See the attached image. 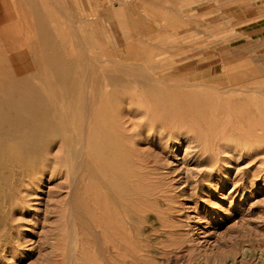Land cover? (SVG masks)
Wrapping results in <instances>:
<instances>
[{"label":"rangeland","instance_id":"374dc122","mask_svg":"<svg viewBox=\"0 0 264 264\" xmlns=\"http://www.w3.org/2000/svg\"><path fill=\"white\" fill-rule=\"evenodd\" d=\"M100 1L73 25L18 3L0 31V264H95L100 219L129 211L139 264H264V34L215 15L154 30Z\"/></svg>","mask_w":264,"mask_h":264},{"label":"crops","instance_id":"0c3cea01","mask_svg":"<svg viewBox=\"0 0 264 264\" xmlns=\"http://www.w3.org/2000/svg\"><path fill=\"white\" fill-rule=\"evenodd\" d=\"M114 1V0H103ZM120 0H117L114 4V8L118 7ZM127 2L124 5V10H115L116 15H126L123 11H134L136 15H140L145 22H147L154 30H158L159 27L167 21L171 25L176 24L178 32L181 25L188 24L187 20H183L187 17L193 18L195 22H201L205 26H211L209 20L211 16L223 17V21H229L231 26L239 27L245 33L254 35L264 34V0H124ZM29 2V3H28ZM100 0H0V31L5 33L11 32L18 25L17 17L19 11L18 3L22 10L28 12H34L36 17L43 16L45 19L48 16L58 22H63L61 14L69 16L72 25L77 23V18L85 13H90L93 16H99ZM30 7V8H29ZM181 10L183 12H181ZM186 11V12H184ZM213 11L217 13L213 14ZM61 12V13H60ZM151 17L154 19L151 20ZM47 20V19H46ZM178 20V21H177ZM67 21L65 20L66 23ZM47 23V21L45 22ZM54 23V22H52ZM51 23V24H52ZM161 23V25H160ZM50 27V25H48ZM163 31V29H161ZM14 31V30H13ZM2 35V33H1ZM5 43L16 44V40L2 35L1 38ZM9 47V46H8ZM210 62V59L204 60L202 63ZM198 72L204 73V76H211V65L203 66L198 69ZM207 74V75H206ZM223 78L221 75L220 79Z\"/></svg>","mask_w":264,"mask_h":264},{"label":"bare ground","instance_id":"6f19581e","mask_svg":"<svg viewBox=\"0 0 264 264\" xmlns=\"http://www.w3.org/2000/svg\"><path fill=\"white\" fill-rule=\"evenodd\" d=\"M29 3V2H28ZM30 8V7H29ZM18 17L19 18H24L25 17V14L18 11ZM31 15V14H29ZM32 16H34L32 14ZM123 16V15H122ZM17 17V18H18ZM127 17V16H126ZM124 18V17H123ZM135 19V18H134ZM132 19V20H134ZM127 23V22H125ZM130 23V22H129ZM38 24V23H37ZM38 26V25H37ZM132 26V25H131ZM129 26V27H131ZM36 27V26H35ZM39 27V26H38ZM75 28V27H74ZM132 28V27H131ZM53 29H54V26H53ZM136 29V27H135ZM15 30V29H14ZM33 30V29H32ZM45 29L44 28H41V32L39 33V37L41 39L42 42L46 43L47 47L46 48H53L54 45H53V42L51 43V40L47 39V37L45 38L44 37V31ZM56 30V29H55ZM54 30V31H55ZM16 31V30H15ZM52 31V30H51ZM60 31V30H59ZM153 31V30H152ZM43 32V33H42ZM61 32V31H60ZM157 32V31H156ZM42 33V35H41ZM137 34V32H135ZM48 34V33H47ZM56 34V33H54ZM49 35V34H48ZM60 35V33H59ZM137 37V36H136ZM139 37V35H138ZM49 38V36H48ZM69 38V37H68ZM82 38V37H81ZM142 38V37H141ZM152 38V37H151ZM145 39V38H144ZM23 41V40H22ZM66 44V43H65ZM29 46V45H28ZM113 46V45H112ZM31 47V46H29ZM39 49V48H38ZM63 49V48H62ZM21 53V51H20ZM18 53V54H20ZM33 54L35 55V52H33ZM87 54V53H85ZM16 56V54H14ZM23 58V57H22ZM21 58V59H22ZM19 59V58H18ZM34 60L36 58H33ZM39 60V59H38ZM43 62V61H42ZM38 65V64H37ZM191 67H193L192 65H190ZM36 67V66H35ZM40 67V66H38ZM44 67V66H43ZM45 68V67H44ZM88 71V70H87ZM113 71V70H112ZM122 72V71H121ZM108 75V74H107ZM108 80V79H107ZM243 84V83H242ZM126 86V85H125ZM122 87H124V84L122 85ZM226 88V87H225ZM100 90V88H99ZM143 91H141L142 93ZM101 93V92H100ZM99 94V93H98ZM93 95V94H91ZM109 97L110 96H117L118 95V91L115 89L114 86H112V89L110 90V92L108 93ZM88 96L89 94H82V98H83V101H82V104H83V113H88L90 111L89 109V104H88ZM101 96V95H100ZM9 99L10 97L8 98H0V106H3V105H7V107L9 106ZM14 103H20L22 101H27V102H30L32 100V102H35L37 99L35 98L34 94L32 93H27V94H20L18 95L17 97L15 98H12ZM92 101V100H91ZM41 103V102H40ZM128 104V103H127ZM123 107V106H122ZM126 108V107H125ZM126 115L130 114L131 111H132V108L129 106L125 109ZM123 111V110H122ZM122 113V112H121ZM120 113V114H121ZM255 113V112H254ZM257 113V112H256ZM255 113V114H256ZM90 114V113H89ZM88 114V115H89ZM143 115V114H142ZM91 116V115H90ZM129 116V115H128ZM86 117V116H85ZM125 115H120V116H117V120L118 122L121 123V125H126V123H129V122H126L127 120H125ZM130 117V116H129ZM92 118V117H91ZM128 118V117H127ZM89 119V117H88ZM129 119V118H128ZM84 120V119H83ZM87 120V119H85ZM103 120V119H102ZM88 121V120H87ZM83 122V121H82ZM81 122V123H82ZM95 122V120H94ZM84 123V122H83ZM86 125V122L84 123ZM82 124V125H84ZM119 124V123H118ZM122 125V126H123ZM133 126V124H131ZM131 125H128L129 127ZM95 126V124H94ZM138 126V125H137ZM125 127V126H124ZM129 127H125L123 128L124 129V132H121L120 136L117 134V136L122 137V138H126L127 133H129ZM87 128V126H86ZM85 128V129H86ZM118 130V128H116ZM121 129V128H120ZM83 131V129H82ZM85 131V130H84ZM93 131V130H92ZM119 131V130H118ZM117 131V132H118ZM160 131V130H159ZM110 132V131H108ZM157 132V131H156ZM92 133V132H90ZM95 133V131L93 132ZM83 134V133H82ZM87 137L88 134L85 133ZM113 134V133H111ZM229 134V133H228ZM115 135V134H114ZM85 137V136H84ZM84 141L87 142V139L86 137L84 138ZM226 137V136H225ZM63 141V140H62ZM65 141V140H64ZM83 141V142H84ZM94 144V143H93ZM65 145V144H64ZM85 145V144H84ZM95 145V144H94ZM138 145V144H137ZM139 146V145H138ZM58 154V153H57ZM142 154V153H141ZM126 157V156H125ZM85 159V157H83ZM143 159V158H142ZM84 161V160H83ZM53 162V161H52ZM133 162V161H132ZM55 164V163H53ZM51 165V164H50ZM84 165V164H83ZM56 167H57V164H56ZM56 167H53V171L54 172H57L56 171ZM144 167V166H143ZM151 168V167H150ZM149 169V168H148ZM51 170V169H50ZM54 172H52V174H54ZM80 172V171H79ZM163 172V171H162ZM51 173V171H50ZM62 173V172H61ZM51 174V175H52ZM65 174V173H64ZM56 175V174H55ZM76 175V174H75ZM161 176V175H160ZM63 177V176H62ZM67 177V176H66ZM49 178V177H48ZM74 179V178H73ZM74 181V180H73ZM141 183V182H140ZM73 184V183H72ZM75 184V183H74ZM73 184V185H74ZM72 185V186H73ZM78 185V184H77ZM70 186V188L72 187ZM144 186V185H143ZM63 187V186H62ZM134 187V186H133ZM73 188V187H72ZM137 188V187H136ZM131 189V188H130ZM71 193V192H70ZM159 198V197H158ZM72 199V198H71ZM58 200V199H57ZM74 200H76L74 198ZM70 201V200H69ZM87 202V201H86ZM97 203V202H96ZM78 204V203H77ZM154 206V205H153ZM55 208V207H54ZM78 208V207H77ZM74 210V209H73ZM85 210V209H84ZM113 210V209H112ZM114 211V210H113ZM129 211V217L130 215H133L134 212L132 211ZM114 214V213H113ZM111 215V214H110ZM129 217L126 216L125 218V221L124 220H119V223L116 221H113L112 222V218H109V216L107 217H104V219H100V222L101 224L99 223V226L97 227V229L95 230L94 232V245L97 249V256H99L100 258V261L97 259L95 262V264H139L138 263V259L136 261V257L138 255L140 256H143V253L142 252H145V247L146 245L143 244L142 240L140 239V237L137 236L136 239H132L131 238V234H130V230L132 229V226L130 228H127L126 225L129 224ZM143 218V217H142ZM83 224V223H82ZM97 224V223H96ZM86 225V224H84ZM89 233V232H88ZM134 234V233H133ZM93 237V236H92ZM83 239V238H82ZM93 251V250H92ZM73 256V255H72ZM81 256V255H80ZM66 257V256H65ZM66 259V258H65ZM63 260V259H62ZM94 260V258H93ZM134 261V262H133ZM71 262V261H70ZM81 262V261H80ZM92 263V262H91ZM59 264V262H58ZM66 264V263H65ZM93 264V263H92Z\"/></svg>","mask_w":264,"mask_h":264}]
</instances>
